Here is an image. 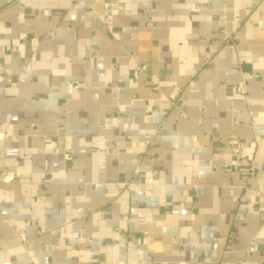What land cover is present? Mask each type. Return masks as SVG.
Returning a JSON list of instances; mask_svg holds the SVG:
<instances>
[{"label": "crops", "instance_id": "0c3cea01", "mask_svg": "<svg viewBox=\"0 0 264 264\" xmlns=\"http://www.w3.org/2000/svg\"><path fill=\"white\" fill-rule=\"evenodd\" d=\"M0 264H264V0H0Z\"/></svg>", "mask_w": 264, "mask_h": 264}, {"label": "built area", "instance_id": "2783aa9c", "mask_svg": "<svg viewBox=\"0 0 264 264\" xmlns=\"http://www.w3.org/2000/svg\"><path fill=\"white\" fill-rule=\"evenodd\" d=\"M143 69V67L141 65H136L134 68V76L138 77L140 74V71ZM231 147L233 148L234 152L237 155L238 160L241 162V150L243 148V145L236 139L232 140L231 142ZM253 168V167H252ZM249 250L251 252H255L258 250V246L257 244H253L252 246H250Z\"/></svg>", "mask_w": 264, "mask_h": 264}]
</instances>
